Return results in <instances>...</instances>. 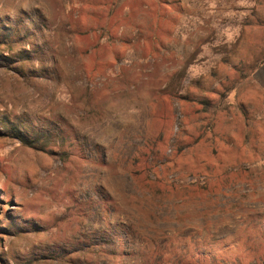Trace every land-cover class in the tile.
I'll return each mask as SVG.
<instances>
[{"label":"rangeland","instance_id":"374dc122","mask_svg":"<svg viewBox=\"0 0 264 264\" xmlns=\"http://www.w3.org/2000/svg\"><path fill=\"white\" fill-rule=\"evenodd\" d=\"M264 264V0H0V264Z\"/></svg>","mask_w":264,"mask_h":264},{"label":"trees","instance_id":"16d2710c","mask_svg":"<svg viewBox=\"0 0 264 264\" xmlns=\"http://www.w3.org/2000/svg\"><path fill=\"white\" fill-rule=\"evenodd\" d=\"M219 264H239V263L236 261L230 262L229 260H221Z\"/></svg>","mask_w":264,"mask_h":264}]
</instances>
